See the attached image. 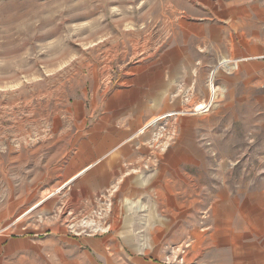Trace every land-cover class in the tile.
<instances>
[{"label":"rangeland","instance_id":"rangeland-1","mask_svg":"<svg viewBox=\"0 0 264 264\" xmlns=\"http://www.w3.org/2000/svg\"><path fill=\"white\" fill-rule=\"evenodd\" d=\"M238 7L245 41L228 39ZM196 24L225 29L207 39L191 33ZM256 33L264 36V0H0V264H264V38ZM168 59L203 67L198 84L181 87L184 97V86L204 92L199 102L210 105L184 108L177 134L171 118L135 127L131 142L150 136L144 148L156 152L133 174L182 179L184 194H198V209L182 212V236H160L169 213L142 199L129 211L69 219L54 206L65 178L58 170L83 130L111 115L132 67ZM251 194L261 208L217 209ZM126 217L129 226L109 223Z\"/></svg>","mask_w":264,"mask_h":264},{"label":"crops","instance_id":"crops-1","mask_svg":"<svg viewBox=\"0 0 264 264\" xmlns=\"http://www.w3.org/2000/svg\"><path fill=\"white\" fill-rule=\"evenodd\" d=\"M229 5L231 10L236 7L232 1H229ZM239 9L240 7L237 10L238 15L230 11L228 20L231 19L234 23H227L228 39L245 41L248 36L246 30L241 28V23L244 24L245 21H240ZM245 13L243 11L244 19L247 16ZM191 29L192 34H196L198 37L204 35L210 39L212 34L216 36V31H223L225 27L221 29L214 27L211 31L204 24H196ZM221 33V39L227 37L226 32ZM252 38L262 39L264 36L256 33ZM242 52L244 55L246 54L245 46L242 47ZM239 55H241V49ZM175 57L178 59L177 56ZM177 61L168 59L163 63L160 61L133 66L130 75L131 85L120 91L125 94L123 93L119 97V102L108 104V108L113 110L111 115L105 114L106 118L103 123H95L92 127L83 130V139L74 148L75 151L69 155L67 165L58 170V176L65 178L53 193L57 195L59 191L62 192V199L54 206L68 214L69 219H78L76 214L83 212L111 210L119 213L123 209L129 211L136 199L137 201L142 199L140 206L145 208L152 205L156 211L169 213L170 220L158 224L160 236L165 234V237L167 236L166 238L170 240L182 236V212L189 208L191 210L198 209V194L192 192L188 194L186 189L184 194L182 179H135L133 172L136 163L138 166L143 165V157L145 158L146 153L151 152L149 154H152L156 150H152L151 146L149 149L144 148V146L150 145V136L144 139L148 142H143V145L142 142L140 143L142 149L136 148L140 144L135 145L131 142L135 135L131 133L135 127L141 125L136 132L141 133V129L150 120L165 114H174L162 119L171 118L175 123L177 122L174 126V133H179L182 130L183 109L195 107L201 103L199 101L205 98L204 92L199 95L191 94L188 86H184V88H188L184 97L181 87V83L184 85L185 82L188 85L190 81H194L193 77H196L195 81L198 84L199 79L202 78L201 72H204L203 67L193 66L188 63V59H184L180 63ZM182 72L187 74L183 75ZM189 72L196 75H190ZM200 73L201 75H199ZM183 77H187V79L183 80ZM127 91L130 92V95L127 94ZM193 114L190 112V115ZM149 127L151 126L145 127L142 132ZM58 154L61 156L60 153ZM140 156H142V160L139 159ZM98 197L101 198L100 202L97 201ZM46 199L44 198L38 203L41 204ZM232 203L233 206H230L229 202L223 200L221 204L223 207H217V209L234 211L238 207L240 211H255L263 204L261 197L253 194L248 200ZM216 206L218 205L216 204ZM109 223L112 224V227L121 228L130 224L127 217L122 220L114 218ZM189 226H193V222H190ZM254 261L256 262V260Z\"/></svg>","mask_w":264,"mask_h":264},{"label":"bare ground","instance_id":"bare-ground-1","mask_svg":"<svg viewBox=\"0 0 264 264\" xmlns=\"http://www.w3.org/2000/svg\"><path fill=\"white\" fill-rule=\"evenodd\" d=\"M230 61H225V62H223V63H225V64H228ZM225 64H223V65H225ZM212 92H213V94L215 93V89H214V87H212ZM209 103H207V104H199V105H197V106H195L194 107V111H197V112H204V109H206V108H208L209 107ZM171 115H174V114H165L164 116H160V117H157V118H154V119H152V120H150L147 124H146V126L145 127H147V126H152L153 124H155L156 122H158L159 120H161L163 117H168V116H171ZM144 127V128H145ZM143 128V129H144ZM143 129H141V132H142V130ZM140 133V132H139ZM62 187V186H61ZM36 205V204H35ZM37 206V205H36ZM35 206V207H36Z\"/></svg>","mask_w":264,"mask_h":264},{"label":"built area","instance_id":"built-area-1","mask_svg":"<svg viewBox=\"0 0 264 264\" xmlns=\"http://www.w3.org/2000/svg\"><path fill=\"white\" fill-rule=\"evenodd\" d=\"M210 89H211V86H210ZM210 91H211V90H210ZM212 95H214V94L211 93L210 96H212ZM207 109H208V108L204 109V113L207 112ZM202 113H203V112H202Z\"/></svg>","mask_w":264,"mask_h":264}]
</instances>
